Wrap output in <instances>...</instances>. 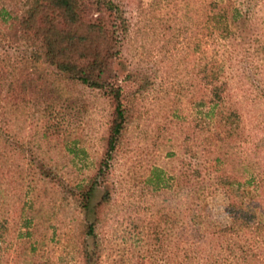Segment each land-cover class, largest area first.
<instances>
[{"label": "trees", "instance_id": "1", "mask_svg": "<svg viewBox=\"0 0 264 264\" xmlns=\"http://www.w3.org/2000/svg\"><path fill=\"white\" fill-rule=\"evenodd\" d=\"M201 7L202 21L189 27V135L184 138L189 160L181 159L178 174L189 185V230L198 244L207 245L210 264H264V185L253 175L229 168L228 159L234 142L242 138L244 124L226 73L237 53L232 51L240 44L243 62L251 55L249 46L255 45L253 49L261 56L258 61L264 65V33L252 27L249 11L234 1L203 0ZM127 30L126 18L113 0H0V264L12 246L15 257L23 254L29 264H60L54 253L55 240L43 242L38 237V210L29 216L28 201L23 200L16 221L9 205L18 168L32 163L25 153L15 158L17 149L25 151V143L13 132L14 118L26 123L31 116L40 138L61 139L69 150L80 141L77 130L86 122L88 104L85 99L56 95L62 83L98 91L109 107L93 174L84 184L67 189L84 214L70 235L75 256L80 264H95L91 257L97 245L91 251L89 239L96 235V222L110 196L106 190L93 206L91 198L103 184L137 112L117 69L121 38ZM245 64L248 69L253 66L252 62ZM30 107L34 109L31 114ZM167 155L175 153L168 151ZM157 169L153 167L152 173L158 181ZM31 170L27 183L19 174L26 187L24 195L35 180ZM216 193L225 199L226 221L213 215L209 207L208 198ZM64 199L68 200L67 195ZM179 210L170 219L172 229L181 219ZM89 212L96 217L91 220Z\"/></svg>", "mask_w": 264, "mask_h": 264}, {"label": "rangeland", "instance_id": "2", "mask_svg": "<svg viewBox=\"0 0 264 264\" xmlns=\"http://www.w3.org/2000/svg\"><path fill=\"white\" fill-rule=\"evenodd\" d=\"M113 1L128 24L121 38L119 79L137 112L125 129L122 144L103 184L91 198L93 206L106 190L110 196L96 222V235L89 239L91 251L97 245L92 262L210 264L207 245L198 244L190 234L189 185L178 176L181 159L189 160L184 151V138L189 135V27L202 21L203 0ZM231 1L249 11L252 27L258 26L259 32L264 33V0ZM241 45L232 51L237 53L232 55V65L226 71L231 98L240 108L244 124L242 138L234 142L228 162L230 170L253 175L264 185V65L258 61L261 56L253 49L254 45L249 46L251 55L246 60L253 66L245 68ZM59 86L62 89L56 90V95L87 101L86 122L77 130L80 141L69 150L61 139L40 138L39 131L31 124V116L26 123L20 117L14 118L13 132L25 143V151L17 149L15 158L20 159L25 153L32 163L24 164L22 170L18 168L9 207L17 221L19 206L23 200L28 201L29 216L34 209L38 210L35 216L38 237L43 242L55 240L53 248L58 262L80 264L70 235L84 214L68 191L84 184L95 170L109 107L107 99L98 91L80 85L62 83ZM33 110L30 107L29 114ZM24 124L25 130L21 128ZM168 151L175 155H167ZM29 167L33 169L35 180L30 181L33 185L24 195L26 187L19 181V174L24 175V183H27ZM153 167L158 168L159 182L152 173ZM224 201L221 193L208 198L211 212L222 221H226ZM175 209H180L181 219L172 229L170 219L176 217ZM88 217L92 220L96 215L89 212ZM12 235L15 242L16 232ZM1 264L29 262L23 254L15 257L12 246L5 250Z\"/></svg>", "mask_w": 264, "mask_h": 264}]
</instances>
